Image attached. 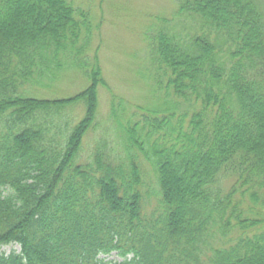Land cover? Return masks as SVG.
Here are the masks:
<instances>
[{
  "label": "trees",
  "instance_id": "obj_1",
  "mask_svg": "<svg viewBox=\"0 0 264 264\" xmlns=\"http://www.w3.org/2000/svg\"><path fill=\"white\" fill-rule=\"evenodd\" d=\"M176 2L152 104L112 95L103 126L88 13L0 0V264H264V2ZM69 72L84 88L41 93Z\"/></svg>",
  "mask_w": 264,
  "mask_h": 264
},
{
  "label": "rangeland",
  "instance_id": "obj_2",
  "mask_svg": "<svg viewBox=\"0 0 264 264\" xmlns=\"http://www.w3.org/2000/svg\"><path fill=\"white\" fill-rule=\"evenodd\" d=\"M70 1L88 13L94 28L88 58H96L102 80L98 87L97 112L100 124L105 126L112 95L124 100L131 108L152 104L154 94L146 74L149 71L147 35L152 32L150 30L158 20L177 19L176 0ZM86 84L87 80L80 73L69 72L41 93L48 97H65L78 92ZM74 113H78L77 108ZM95 137L94 132L86 134L83 139V155L88 153ZM144 169L150 175L148 184L151 182L152 186L153 173L145 163ZM152 205L153 201L147 208ZM12 249L19 251V246L16 243L0 246V252L8 253ZM99 257L110 263L122 260L116 251Z\"/></svg>",
  "mask_w": 264,
  "mask_h": 264
}]
</instances>
